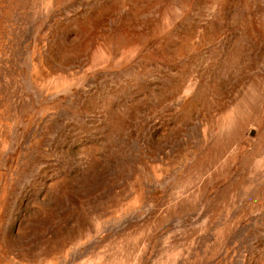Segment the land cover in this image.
I'll use <instances>...</instances> for the list:
<instances>
[{"label":"rangeland","instance_id":"obj_1","mask_svg":"<svg viewBox=\"0 0 264 264\" xmlns=\"http://www.w3.org/2000/svg\"><path fill=\"white\" fill-rule=\"evenodd\" d=\"M0 264H264V0H0Z\"/></svg>","mask_w":264,"mask_h":264}]
</instances>
